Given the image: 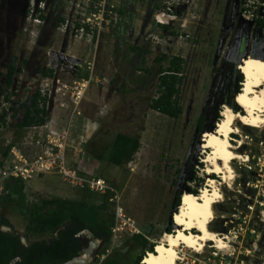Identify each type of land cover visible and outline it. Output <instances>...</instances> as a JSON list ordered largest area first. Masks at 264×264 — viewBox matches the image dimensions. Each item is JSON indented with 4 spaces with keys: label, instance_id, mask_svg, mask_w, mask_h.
<instances>
[{
    "label": "rangeland",
    "instance_id": "374dc122",
    "mask_svg": "<svg viewBox=\"0 0 264 264\" xmlns=\"http://www.w3.org/2000/svg\"><path fill=\"white\" fill-rule=\"evenodd\" d=\"M9 1L15 6L24 2ZM163 1L113 0L118 5V26L109 33L101 34L97 43L86 44L84 41H61L62 36L54 30L56 6L50 9V24L40 32L37 27L34 35L30 34V30L33 25H37L28 20L26 14L23 31L29 33V36H19L12 22H9L10 9L14 8L7 0H0V38L4 40L3 44L0 40V64L9 53L17 59L20 52H26L42 60L54 53L50 52L53 50L85 62L82 67H78L77 79L89 76L92 79L78 106L80 115L71 121L75 144L79 143L85 152L78 158L81 160L79 167L88 175L100 176L116 186L126 214L135 221L141 233L148 235L149 241L154 243L163 240L162 236L168 228L171 233L174 231L172 215L177 211L175 199L185 192L189 193V190L196 189L200 194L207 177H211V174L207 176L204 173L206 163L202 160L205 152L210 149L201 148L202 134L214 131L213 128L221 118L222 106H229L233 102L234 93L240 91L241 84L238 83L237 75L241 73L235 63L237 57L244 52L246 56L252 55L264 60V31L258 32L254 21L255 17L264 16L262 0H256L250 9L246 7L248 0H191L190 12L170 25L181 32L183 37L188 33L190 37L183 40L174 39L170 32H164L163 27L154 24L153 14ZM28 9L24 6L21 12ZM179 9L183 10V6L180 5ZM246 10H250V13H245ZM183 19L185 26L181 29ZM170 27L166 26L168 29ZM154 37H158V40H154ZM132 47L146 52H133ZM163 55L166 61L162 64L154 61ZM172 57L184 61L179 84L181 114L178 118L165 116L149 107L151 100L158 96V67L166 68ZM39 62L34 59L30 67H36ZM61 73L56 74L61 78L56 87L70 86L74 79ZM30 81L33 83L22 84L21 89L25 88V91L14 98L18 107L29 98L32 91L38 90L39 85L45 83L44 76L39 75ZM52 82L48 79L50 85ZM62 99L59 100L53 90L51 99L47 98L46 107L53 120V127L64 124V112L67 109L60 108ZM13 102L9 105L12 106ZM3 103L2 100L0 108ZM236 106L239 110L237 112L233 111L234 107H229L233 112L242 114V109L238 104ZM110 109L114 110L112 124L100 128L93 141L88 142L95 128L106 120ZM19 110L22 111L21 107ZM200 117L204 118L201 127L198 124ZM18 119L19 116L10 117L7 126L0 128V157L9 143L19 142L24 135L22 132L19 133L21 138L17 136L15 122ZM238 127L243 138L232 132L229 141L235 147L234 152L241 158L231 159L234 178L230 186L224 183L219 185L223 200L215 204L216 218L210 224V229L225 239L227 247L217 250L222 256L226 254L231 263L263 264L264 126L252 128L239 123ZM118 132L138 136L140 141L137 153L122 166L107 161L108 150ZM32 136L33 132L30 134ZM238 140H242L243 144L240 145ZM198 163L202 165L197 167ZM193 175L195 181L191 179ZM213 175L216 180H220L219 175ZM25 189L28 201L39 196L76 199L81 194L57 173L34 177L25 183ZM94 195L90 201L99 202L100 198ZM5 218L11 232L18 234L26 244L48 239V236H25L24 218L15 212H8ZM188 232L197 231L193 229ZM126 238L116 241L111 252L121 247ZM84 240L86 242L82 243L76 257L94 255L92 261L84 263L94 264L103 243L90 238L89 242L87 238ZM209 246H214L213 242H206L199 254H206ZM127 251L133 258L139 253ZM178 254L179 257H185L183 262L189 256H199L183 245L178 248Z\"/></svg>",
    "mask_w": 264,
    "mask_h": 264
},
{
    "label": "trees",
    "instance_id": "16d2710c",
    "mask_svg": "<svg viewBox=\"0 0 264 264\" xmlns=\"http://www.w3.org/2000/svg\"><path fill=\"white\" fill-rule=\"evenodd\" d=\"M260 31H264V16L254 19ZM164 29L169 30L166 26ZM171 35L174 32L170 33ZM138 52H146L137 49ZM255 57V56H254ZM156 63H163L166 57L160 56L154 59ZM168 66L158 67V96L151 100L149 107L165 116L178 118L181 114L179 106L180 80L183 72L184 61L180 58L172 57L168 60ZM13 68L10 67L7 83ZM45 75V74H44ZM239 85L242 83V75L238 77ZM239 92V91H238ZM5 100H7L5 98ZM27 106L21 117L15 123L17 136L26 128L42 125L46 114V97H42L37 91L27 99ZM229 106L233 111H239L237 106ZM25 103H20L19 107H24ZM11 117H17L18 109L11 107ZM7 111L0 113V128L6 127ZM219 118V116H217ZM204 123V118L198 119L199 127ZM214 129V128H213ZM236 137V136H234ZM9 146L1 154L5 157L8 154ZM140 148L138 136L118 133L113 139L111 149L107 153V161L116 166L123 165L132 159ZM1 164V162H0ZM198 163L196 166H201ZM211 178L217 179L213 174ZM195 181V176L191 178ZM199 181V180H198ZM23 182L17 179H10L6 183V193L0 197V222L10 226L4 217L3 211L17 213L24 218V232L27 237L41 238L48 236V239L30 242L28 247L18 246V236L12 237L8 233L0 232V264H62L75 258L81 251L83 237H76L82 231H87L90 239L100 240L103 247L99 252L101 255L111 241V226L113 224V206L108 200V195H99L87 190H79L81 194L76 199L60 197H36L27 200ZM189 193L198 195L197 190H189ZM100 198L99 202L90 201L93 196ZM176 207L180 204V197L174 201ZM149 233V232H148ZM166 233H171L170 229ZM149 236L144 233L127 236L113 252L105 256L102 261L96 257L94 264H141L146 253H153L156 243L149 241ZM127 250L139 251L133 258Z\"/></svg>",
    "mask_w": 264,
    "mask_h": 264
},
{
    "label": "built area",
    "instance_id": "2783aa9c",
    "mask_svg": "<svg viewBox=\"0 0 264 264\" xmlns=\"http://www.w3.org/2000/svg\"><path fill=\"white\" fill-rule=\"evenodd\" d=\"M255 1L248 0L246 7L250 9ZM262 1L264 5V0ZM63 4V19L59 23L57 31L69 40L84 41L86 44H93L95 41L97 43L101 34L111 32L119 24L118 5L113 3V0H63ZM189 4L190 1L188 0H164L160 8L153 14L154 24L159 28L163 26L169 28L172 22L180 16H184L185 13H189ZM180 5L183 6V10L179 9ZM42 6V2L36 6L35 0H30L27 19L32 20L36 25L42 22L37 11L38 8L42 9ZM245 13H250V10H246ZM184 22L183 19L180 24L181 29H184ZM170 31L175 32L174 39L177 40L190 37L185 32L183 37L182 33L175 28L164 29V32ZM31 34H33L32 31ZM154 40L157 41L158 37H154ZM44 79L45 83L40 84L37 91L42 97H46V103L47 98L48 100L51 99L52 90L59 100L63 98L59 106L62 109H67L64 112V124L61 127L52 126L53 120L49 116L50 112L45 104L44 123L26 128L23 130L24 135L19 142L7 145H10L8 154L5 157H0V197L5 195L6 183L10 179L23 182V191L25 192L27 190L25 189L26 182L46 173L59 174L64 182L77 190L108 195V200L113 206V224L111 226L110 245L101 255L98 253L96 256L99 261H102L112 251L116 241L125 236L141 234V231L135 221L126 214L116 186L100 176L88 175L79 167L81 160L78 158L82 152H85L81 150L79 143L75 144L71 121L75 116L80 115L78 106L92 76L86 79L75 78L70 86L61 85L56 88H53V82L51 85L48 83L50 78L45 77ZM7 103L4 101L2 110L8 111ZM68 110L70 111L68 112ZM8 119L9 116H6L7 121ZM32 132L33 136L30 137ZM76 237L89 239L90 235L87 231H82ZM219 253L214 246H209L206 254L198 253L199 256H189L185 262H183L185 257L180 256L181 259L178 260L177 264H233L226 254L222 256Z\"/></svg>",
    "mask_w": 264,
    "mask_h": 264
},
{
    "label": "bare ground",
    "instance_id": "6f19581e",
    "mask_svg": "<svg viewBox=\"0 0 264 264\" xmlns=\"http://www.w3.org/2000/svg\"><path fill=\"white\" fill-rule=\"evenodd\" d=\"M239 72L243 80L235 101L243 113L233 112L229 106L223 105L221 118L217 121L214 131L202 134L201 148L210 149L204 151V173L207 176L219 175L220 180L208 176L200 194L185 192L180 196V204L172 215L173 233H164L163 240L154 245L153 253L145 254L141 264H177L180 259L178 248L181 245L196 253L202 252L209 241L213 242L215 249L227 247L225 239L212 231L210 224L216 218L215 204L223 200L219 185L224 183L230 186L234 178L231 159L241 158L234 152L235 147L229 141L230 133L236 132L243 138L239 123L252 128L264 126V60L248 55L239 65ZM238 142L243 144L242 140ZM193 229L197 232L186 233ZM81 258L88 262L91 255L87 254Z\"/></svg>",
    "mask_w": 264,
    "mask_h": 264
},
{
    "label": "flooded vegetation",
    "instance_id": "af4514ba",
    "mask_svg": "<svg viewBox=\"0 0 264 264\" xmlns=\"http://www.w3.org/2000/svg\"><path fill=\"white\" fill-rule=\"evenodd\" d=\"M188 1H191V0H188ZM35 2H36V0H35ZM39 2L43 3L42 9H40V8L37 9L39 16L42 18V22H41V24H39L37 26H35V25L32 26L33 29L30 30V34L32 31L33 34H31V35H34L35 34L34 32L36 31L37 27H39V32H40L41 29H43L44 27H46L50 24V22L48 21V18L50 16L51 11H52L50 9L52 7H55V6L57 7V12H55L57 15H56L55 23H54V30H55V32H58L57 27H58L59 23L62 21L63 13H64L63 12V0H39ZM39 2H37V3H39ZM7 3H9L10 6L12 5L9 0H7ZM29 5H30V0H27V1L24 0L22 5H16V6L12 5L11 7L14 9H10V12H9V22L10 21L12 22V27L14 28L15 31H17L19 33L18 34L19 36H22V35L24 36L26 34V32L23 31V29H24L23 26H24V20L26 21L27 10H26V12H21V8L26 6L28 9ZM189 8H188V11H189ZM119 21H120V19H119ZM171 32H174V31H170V33ZM26 35L28 37L29 33ZM174 35H175V32L172 36H174ZM8 36H9V34H8ZM8 36L6 37V39L8 38ZM2 39L3 38H0V40H2ZM62 40L67 41V43L71 42V40H69L63 36L61 38V41ZM3 42H4V40H2V44H3ZM131 51L138 52V50H136L135 47H132ZM50 52H54V53H52L49 56L43 57L42 60L36 59L35 55L30 56V55L26 54V52H20L19 57L17 59L15 57H12V54L9 53L6 56L7 57L6 60H4V62L2 64H0V78H1L0 79V102L2 100H4L5 102H8L7 103V105H8L7 116H9V118L11 117V113H12L11 107L18 109L19 113H18L17 117L18 116L21 117L22 112L24 111V109L27 106V103H26L27 99H26L25 101L21 102V103H25V105H24V107H22V111H20L18 104L17 105L15 104L17 102V100L14 99L15 97H18L20 92L23 93L25 91V88L21 89L23 87L22 86L23 83H26V82H32L33 83V81H30V80H34L35 77L37 75H39V76H44V78L47 77V78H50L51 80H53V88H56V84L60 83V80H61V78H59L56 75L57 72H58V74H59V72H62L63 75H65V76L70 75L72 77V79H75L78 77V74H77V72L79 71L78 67H82L81 65L85 64V62L83 60H81L80 58H76L75 56H72V55L70 56L69 54H63V53H59V52L57 53V51H55V50L50 51ZM62 56L63 57H66V56L73 57V58L77 59L79 61V63L75 64V63L69 62V61L63 59ZM34 59L36 61H40V62L38 64H36V67L34 66V68H32V67H30V65H31V63H33ZM10 67L13 68V73L10 77V83L8 85L7 80H8V73L10 71ZM238 77H239V75H237V78ZM36 92H37V90H34L31 92L30 95H32ZM5 98L7 100H5ZM12 100L14 101L13 102L14 104L12 106H10L9 103L12 102ZM1 112H2V109L0 108V113ZM113 114H114V110L110 109L108 111L107 117L105 118L106 120L104 122H102L101 124H99V126L97 128H95L94 132L89 137L88 142L93 141L94 135H96V133L99 132L100 128L105 127L106 125L108 126V124H112ZM17 117H15V118H17ZM18 120H16V121H18ZM118 133H120V132H118ZM118 133H116V134H118ZM116 134H115V136H116ZM108 152H109V150H108ZM109 164H111V163H109ZM120 166H122V165H120ZM7 213H8L7 211H3L4 217H5V214H7ZM0 232L8 233L12 237H14V236L19 237L18 234L11 232L10 226L4 225L1 222H0ZM82 241L83 242L85 241L84 238L82 239ZM28 245H29V243L26 244L21 240L20 237L18 238V246L19 247L26 248V247H28Z\"/></svg>",
    "mask_w": 264,
    "mask_h": 264
},
{
    "label": "water",
    "instance_id": "95a60500",
    "mask_svg": "<svg viewBox=\"0 0 264 264\" xmlns=\"http://www.w3.org/2000/svg\"><path fill=\"white\" fill-rule=\"evenodd\" d=\"M36 2H37V0H36ZM257 30H258V32H261L259 27H257ZM62 57H63V56H62ZM244 58H246V55H245L244 52H242V53L237 57V59H236V61H235L236 66H237V69H238V66L242 63V61H243ZM63 59H65V60H67V61H69V62L75 63V64H76V63H79V61H78L77 59H75V58H73V57H70V56L63 57ZM237 93H238V91L235 92L234 95H233V103H232V106H236V105H237L236 102L234 101V98L236 97ZM176 208H177V207H176ZM87 241L89 242V241H91V240L87 239ZM94 243H95V242H94ZM83 252H84V251H83ZM93 258H94V255L91 256V259H90L89 261H92ZM89 261H88V262H89ZM71 262L79 263V264H84V263H86L87 261L84 260V259L81 258V257H76V258H74V259H72V260H70V261H68V262L62 263V264H70Z\"/></svg>",
    "mask_w": 264,
    "mask_h": 264
}]
</instances>
